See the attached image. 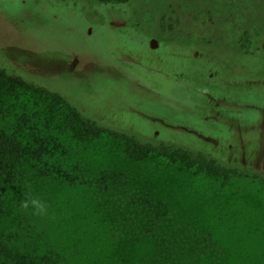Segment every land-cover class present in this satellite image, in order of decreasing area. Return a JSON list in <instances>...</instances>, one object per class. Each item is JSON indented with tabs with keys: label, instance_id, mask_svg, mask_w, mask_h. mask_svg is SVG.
<instances>
[{
	"label": "rangeland",
	"instance_id": "1",
	"mask_svg": "<svg viewBox=\"0 0 264 264\" xmlns=\"http://www.w3.org/2000/svg\"><path fill=\"white\" fill-rule=\"evenodd\" d=\"M0 67L102 125L246 175L134 160L108 134L78 141L62 108L25 94L0 128L27 115L82 178L23 167L0 235L63 264H140L157 238L180 239L189 264H264V0H0Z\"/></svg>",
	"mask_w": 264,
	"mask_h": 264
},
{
	"label": "trees",
	"instance_id": "2",
	"mask_svg": "<svg viewBox=\"0 0 264 264\" xmlns=\"http://www.w3.org/2000/svg\"><path fill=\"white\" fill-rule=\"evenodd\" d=\"M126 3L128 0H102V2ZM25 94H33L47 99L50 103L63 109L65 126L78 141L93 139L108 134L124 143L125 153L134 160H143L148 155H157L170 163H180L188 169L208 173L224 179L246 176L237 168L219 162L208 154L191 151L168 143L154 144L142 140L135 134L119 131L102 125L103 123L86 116L76 109L61 93L48 87L31 83L7 69L0 67V115L11 110L12 103L20 101ZM35 122L23 115L15 124L0 128V225L10 211L13 187L24 181L23 167L29 166L35 177L58 176L72 184H78L79 175L63 170L55 162L56 145L53 139L42 135ZM76 166V165H74ZM105 179V178H104ZM264 179V178H263ZM97 183H102L99 179ZM84 183V182H81ZM103 185V184H102ZM105 190L107 186L103 185ZM148 233H151L148 231ZM156 237V236H155ZM151 239V238H150ZM159 245L140 264H189L187 250L179 240L168 242L157 238ZM17 243L13 236L0 235V264H63L61 256L53 250L40 255H28V251ZM191 256V255H190Z\"/></svg>",
	"mask_w": 264,
	"mask_h": 264
},
{
	"label": "clouds",
	"instance_id": "3",
	"mask_svg": "<svg viewBox=\"0 0 264 264\" xmlns=\"http://www.w3.org/2000/svg\"><path fill=\"white\" fill-rule=\"evenodd\" d=\"M32 203L38 212H40V213L44 212V206L41 203H39L38 201H35V200H33Z\"/></svg>",
	"mask_w": 264,
	"mask_h": 264
}]
</instances>
